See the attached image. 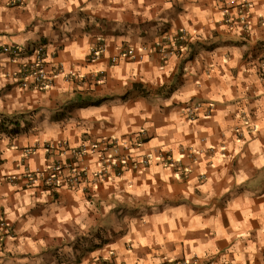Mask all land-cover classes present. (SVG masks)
Returning <instances> with one entry per match:
<instances>
[{"label": "crops", "instance_id": "obj_1", "mask_svg": "<svg viewBox=\"0 0 264 264\" xmlns=\"http://www.w3.org/2000/svg\"><path fill=\"white\" fill-rule=\"evenodd\" d=\"M241 1L248 28L221 0H0V45L42 41L63 68L20 91L0 54V264H264V0ZM180 31L186 49L164 59ZM86 137L141 139L131 151L149 166L91 194L25 186L65 157L47 143Z\"/></svg>", "mask_w": 264, "mask_h": 264}, {"label": "built area", "instance_id": "obj_2", "mask_svg": "<svg viewBox=\"0 0 264 264\" xmlns=\"http://www.w3.org/2000/svg\"><path fill=\"white\" fill-rule=\"evenodd\" d=\"M23 1L7 0L10 6L21 5ZM221 2L224 4L225 22L229 26L239 23L242 28L250 27L249 13L252 8L250 2L241 0H221ZM189 41L190 36L185 31H180L170 42L159 44L155 51L164 59L174 53L181 55ZM0 54L8 57L3 67L2 77L8 87L17 88L20 91L49 89L53 85L54 76L63 69L61 63L48 60L47 45L42 41L24 46L0 45ZM93 54L96 59L101 54V49ZM120 56L133 58L134 51L126 47ZM118 60L119 57H114L112 62L115 63ZM49 65L52 66L51 69ZM69 76L74 77L75 74L70 73ZM129 142L131 143H120L115 137L93 141H90V137H86L80 145L75 147H71L65 140L49 142L44 147L48 153L57 151L62 154L60 156L65 155V157H60L35 171H26L23 174L25 186H42L55 191L61 187L78 190L85 184L83 191L91 194L92 187L112 176L121 177L126 167L149 166L148 157L138 160L131 151L132 148L141 145V139ZM88 155L92 156L91 158L95 156L93 163L97 165L96 170L91 168ZM90 174H92L91 180L88 179ZM14 179V175L9 177L10 181ZM10 232L8 221L4 217L0 218V245ZM161 264H198V260L196 258L172 260Z\"/></svg>", "mask_w": 264, "mask_h": 264}]
</instances>
